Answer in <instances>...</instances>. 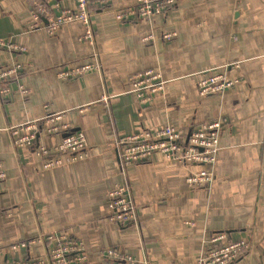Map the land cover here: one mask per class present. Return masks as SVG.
<instances>
[{"label": "crops", "instance_id": "0c3cea01", "mask_svg": "<svg viewBox=\"0 0 264 264\" xmlns=\"http://www.w3.org/2000/svg\"><path fill=\"white\" fill-rule=\"evenodd\" d=\"M48 1L57 12L77 8L76 0ZM134 2L87 0L90 45L81 40L80 21L49 35L44 27H31L30 4L0 0V37L26 47L17 53L0 47V69L22 67L5 82L9 92L0 94V161L6 172L0 264L44 256L42 245L9 247L54 231L84 242L86 264H103L109 248L132 255L137 264H193L216 231L248 241L234 264H264V0H176L160 15L115 18L114 9ZM165 33L174 36L167 40ZM84 65L97 67L57 78L59 71ZM223 65L238 82L221 94L199 96L200 72ZM150 68L160 71L164 89L138 105L128 77ZM48 112H63L72 131H83L85 159L44 169L34 147L13 145L14 127L41 121ZM218 117L225 122L208 187L189 189L185 182L188 171L201 165L181 166L160 153L119 166L122 135L165 125L187 133ZM62 135L40 133L35 146H54ZM119 183L126 184L137 208L135 222L122 226L108 218V193Z\"/></svg>", "mask_w": 264, "mask_h": 264}, {"label": "built area", "instance_id": "2783aa9c", "mask_svg": "<svg viewBox=\"0 0 264 264\" xmlns=\"http://www.w3.org/2000/svg\"><path fill=\"white\" fill-rule=\"evenodd\" d=\"M31 5L32 28L44 27L49 35H54L59 28L73 21L82 25L81 40L94 44L93 30L90 25L91 10L87 0H76V10L63 9L59 12L48 4V0H22ZM176 0H135L129 6L114 9L117 20L128 18H149L163 14ZM43 19L46 20L44 23ZM174 33H165L164 39H171ZM0 47L13 52H23L24 45L11 42L0 37ZM96 65L62 70L57 73L59 79H69L83 75ZM20 63L0 69V94L9 92L5 85L11 78H17ZM238 82L237 77L228 74L227 65L203 69L197 80V92L205 97L210 94H221L232 88ZM129 90L138 105L150 103L153 96L161 93L165 81L160 71L150 68L133 73L128 77ZM17 90L26 95V89L18 84ZM80 112L88 110L79 107ZM225 119L218 117L201 125L196 130L182 133L178 129L165 125L156 130L139 129L118 138L121 145L119 166L121 168L132 164L148 161L154 154L160 153L174 163L187 166L201 165L196 171H188L185 182L189 189L208 187L214 180L215 165L219 151L221 127ZM41 124V125H40ZM43 135L63 134L60 141L51 147L35 146V139ZM13 145L16 148L34 147V151L42 158V167L51 169L86 158L85 136L83 131H72L63 112H48L41 121H29L17 125L11 130ZM6 179V172L0 161V190ZM108 218L117 225L132 224L137 219V208L131 202L126 184L119 183L108 193ZM191 225H193L191 223ZM35 245L45 248V255L35 259H16L11 264H86L88 257L84 242L69 236L66 232H49L37 234L34 237L17 241L10 249L17 250ZM203 254L193 264H234L248 249L245 239H234L226 231H216L205 240ZM103 264H137L136 259L117 248H109L102 255Z\"/></svg>", "mask_w": 264, "mask_h": 264}, {"label": "water", "instance_id": "95a60500", "mask_svg": "<svg viewBox=\"0 0 264 264\" xmlns=\"http://www.w3.org/2000/svg\"><path fill=\"white\" fill-rule=\"evenodd\" d=\"M43 21H44V23H46V20L45 19H43Z\"/></svg>", "mask_w": 264, "mask_h": 264}, {"label": "trees", "instance_id": "16d2710c", "mask_svg": "<svg viewBox=\"0 0 264 264\" xmlns=\"http://www.w3.org/2000/svg\"><path fill=\"white\" fill-rule=\"evenodd\" d=\"M5 67H7V66H5Z\"/></svg>", "mask_w": 264, "mask_h": 264}]
</instances>
